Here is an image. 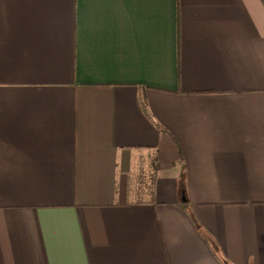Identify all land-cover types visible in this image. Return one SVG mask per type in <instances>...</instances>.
<instances>
[{"label": "crops", "instance_id": "0c3cea01", "mask_svg": "<svg viewBox=\"0 0 264 264\" xmlns=\"http://www.w3.org/2000/svg\"><path fill=\"white\" fill-rule=\"evenodd\" d=\"M0 264H264V0H0Z\"/></svg>", "mask_w": 264, "mask_h": 264}, {"label": "trees", "instance_id": "16d2710c", "mask_svg": "<svg viewBox=\"0 0 264 264\" xmlns=\"http://www.w3.org/2000/svg\"><path fill=\"white\" fill-rule=\"evenodd\" d=\"M138 104H139V108L140 110L144 113L145 117L147 119H150V116L148 115V112L146 110V106H145V98H144V94L140 93V95L138 96ZM154 126L156 128H159L157 124L153 123Z\"/></svg>", "mask_w": 264, "mask_h": 264}, {"label": "rangeland", "instance_id": "374dc122", "mask_svg": "<svg viewBox=\"0 0 264 264\" xmlns=\"http://www.w3.org/2000/svg\"><path fill=\"white\" fill-rule=\"evenodd\" d=\"M147 161H149V159Z\"/></svg>", "mask_w": 264, "mask_h": 264}]
</instances>
